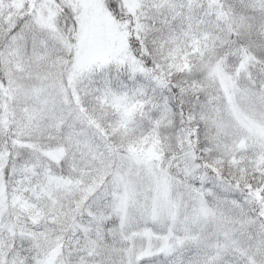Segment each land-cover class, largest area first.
I'll use <instances>...</instances> for the list:
<instances>
[{
  "label": "snow or ice",
  "instance_id": "obj_1",
  "mask_svg": "<svg viewBox=\"0 0 264 264\" xmlns=\"http://www.w3.org/2000/svg\"><path fill=\"white\" fill-rule=\"evenodd\" d=\"M0 264H264V0H0Z\"/></svg>",
  "mask_w": 264,
  "mask_h": 264
}]
</instances>
